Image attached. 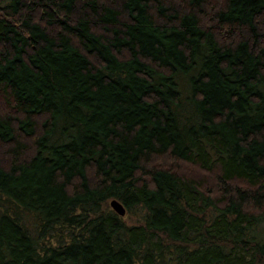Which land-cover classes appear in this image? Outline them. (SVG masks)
<instances>
[{
  "label": "trees",
  "instance_id": "16d2710c",
  "mask_svg": "<svg viewBox=\"0 0 264 264\" xmlns=\"http://www.w3.org/2000/svg\"><path fill=\"white\" fill-rule=\"evenodd\" d=\"M0 264H264V0H0Z\"/></svg>",
  "mask_w": 264,
  "mask_h": 264
},
{
  "label": "water",
  "instance_id": "95a60500",
  "mask_svg": "<svg viewBox=\"0 0 264 264\" xmlns=\"http://www.w3.org/2000/svg\"><path fill=\"white\" fill-rule=\"evenodd\" d=\"M111 207L113 210L121 217H125L127 210L126 207L118 200H113L111 202Z\"/></svg>",
  "mask_w": 264,
  "mask_h": 264
},
{
  "label": "rangeland",
  "instance_id": "374dc122",
  "mask_svg": "<svg viewBox=\"0 0 264 264\" xmlns=\"http://www.w3.org/2000/svg\"><path fill=\"white\" fill-rule=\"evenodd\" d=\"M113 200H110L109 201V206H110V208L112 209V207H111V202H112ZM126 216H127V214H126ZM125 216V217H126ZM126 220L130 223V224H132V225H137V224H139V222H138V220L135 218V217H131V218H129V217H126Z\"/></svg>",
  "mask_w": 264,
  "mask_h": 264
}]
</instances>
